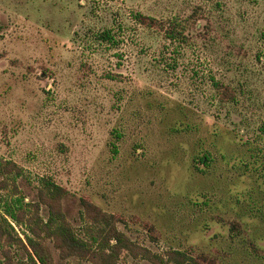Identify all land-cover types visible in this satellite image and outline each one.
<instances>
[{
	"label": "rangeland",
	"instance_id": "obj_1",
	"mask_svg": "<svg viewBox=\"0 0 264 264\" xmlns=\"http://www.w3.org/2000/svg\"><path fill=\"white\" fill-rule=\"evenodd\" d=\"M261 127L264 0H0V158L26 205L42 178L66 189L78 237L88 200L152 253L264 264Z\"/></svg>",
	"mask_w": 264,
	"mask_h": 264
},
{
	"label": "trees",
	"instance_id": "obj_2",
	"mask_svg": "<svg viewBox=\"0 0 264 264\" xmlns=\"http://www.w3.org/2000/svg\"><path fill=\"white\" fill-rule=\"evenodd\" d=\"M142 21L145 19L141 17ZM144 22V21H143ZM104 40L109 33L102 35ZM106 38V39H105ZM165 38L185 40L174 29H165ZM220 90V85L214 83ZM224 95L233 100L234 95L225 89ZM264 132V127L260 128ZM205 167L209 166L210 157L202 155L198 159ZM22 175V169L14 162L0 158V250L1 263L14 264L18 250L25 252L27 264H52L53 257L50 241L62 260L71 257L84 259L91 264H117L122 253L136 258L141 257L150 264H219L217 257L200 254L188 256L181 251H168L164 256L155 254L133 243L117 228V218L104 212L88 200H82L81 217L86 223L85 238L78 237L67 221L62 209V199L67 194L65 188L48 178H42L37 188V200L24 204L15 184V179ZM9 194L4 195L2 192ZM47 209V218L40 216V208ZM15 226L23 229L24 239L15 231ZM238 229L237 224L231 227Z\"/></svg>",
	"mask_w": 264,
	"mask_h": 264
}]
</instances>
